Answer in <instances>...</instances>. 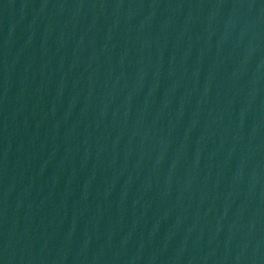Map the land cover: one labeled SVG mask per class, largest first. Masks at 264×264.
<instances>
[{
  "label": "water",
  "instance_id": "1",
  "mask_svg": "<svg viewBox=\"0 0 264 264\" xmlns=\"http://www.w3.org/2000/svg\"><path fill=\"white\" fill-rule=\"evenodd\" d=\"M0 264H264V0H0Z\"/></svg>",
  "mask_w": 264,
  "mask_h": 264
}]
</instances>
